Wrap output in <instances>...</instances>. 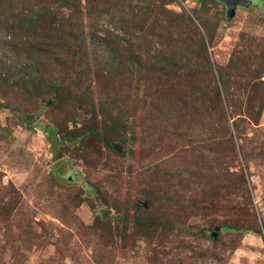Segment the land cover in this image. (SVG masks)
I'll return each instance as SVG.
<instances>
[{
  "label": "rangeland",
  "instance_id": "374dc122",
  "mask_svg": "<svg viewBox=\"0 0 264 264\" xmlns=\"http://www.w3.org/2000/svg\"><path fill=\"white\" fill-rule=\"evenodd\" d=\"M248 1V8L236 7L226 20L225 5L173 0L165 8L181 19L179 41L169 36L161 18L141 25L138 9L162 0L106 5L108 12L96 21L81 2L75 24L107 39L116 57L131 52L155 58L161 68L174 61L166 74L177 71L181 85L175 89L186 92L179 119L157 122L148 106L126 95L127 80L116 79L110 96L121 97L126 151L132 150L123 162L108 158L94 139H83V158L72 152L80 142L64 141L60 131L82 129L86 114L70 101L56 104L49 96L0 85V104L6 106L0 108V206L6 205L0 209V264H264V155L259 149L264 107L257 125L241 123L231 167L228 133L219 132L213 110L206 108L205 114L197 97L190 96L191 89L198 91L210 81L219 84L221 70L230 73L229 92L238 104L247 101L251 86L264 81V4ZM192 36L193 41L203 39L206 55L191 54ZM89 81L75 84L73 93ZM185 109L188 114L181 117ZM47 127H57V134ZM112 144L120 145L113 150H122V143ZM231 172L243 173V187H236ZM150 189L152 204L145 197ZM139 201L147 202L162 225L174 224V230L123 228L118 215L126 210L133 216ZM223 225L240 230L224 231Z\"/></svg>",
  "mask_w": 264,
  "mask_h": 264
},
{
  "label": "trees",
  "instance_id": "16d2710c",
  "mask_svg": "<svg viewBox=\"0 0 264 264\" xmlns=\"http://www.w3.org/2000/svg\"><path fill=\"white\" fill-rule=\"evenodd\" d=\"M82 1L87 5L95 21L97 17L108 12L106 5L115 7L123 3L121 2L123 0H117L114 4L112 0H0V85L8 91L18 88L19 91L23 90L30 94L49 96L56 104L62 105L70 101L69 105L86 114L82 129L60 131L64 141L74 144L80 142V148H73L72 152H78L79 156L81 153L85 154L82 151L85 146L83 139H94L103 144L110 154L108 158L123 162L127 155H132V150L126 151L128 140L125 139V134L128 127L126 115L122 112L124 106L121 97L117 93L113 97L110 96L115 89L116 79L124 77L122 79L127 80L124 81L128 91L126 95L136 99L137 104L148 106L157 122L179 119L178 108L184 107L186 92L175 89L181 85L179 75H175L177 71L166 74L168 68L175 66L174 61L162 63L163 68H161L157 66L155 58H144L131 52L125 57L123 53L119 55L121 57H116L117 51L110 47L107 39L104 40L92 33L89 35L81 28V24H75L76 18L81 17ZM172 1L162 0L160 5H148L139 8L138 11L144 22L141 25L148 23L151 18L154 21H160L161 18L167 24L169 36L173 35L176 38L173 39L179 41L181 19L178 21V15L165 8V5ZM261 1L264 4V0ZM124 5L129 4L124 2ZM172 22L176 23L169 27ZM150 33H153L151 36H157L154 32ZM193 37L191 54L196 57L199 53L200 56L206 55L203 39L193 41L195 40ZM232 62L231 59L229 63ZM92 67L95 69H93L95 73L93 80H91ZM191 67L194 71L195 67ZM228 67L230 68V65L226 69ZM239 67L240 65L235 64L234 69L238 71ZM258 76L262 77L260 72ZM230 77L228 71L221 70L218 77L220 87L217 82L210 81L198 91L191 89L194 92L190 96L197 97L196 101L205 114H207L206 108L213 110L219 132L228 133L231 152L228 165L234 167L233 162L237 157L234 138L236 136L241 139L240 126L244 120H248L253 125L258 124L264 107V92L260 91L262 87L264 88V81H260L259 86H251L247 92V101L238 104L229 92ZM87 80H90L88 85L74 94L75 84L80 85ZM3 107L6 106L0 104V108ZM164 110L168 112L164 113ZM187 114L188 110L185 109L181 117ZM98 115L101 119H98ZM47 130L55 135L58 131L57 127H47ZM114 141L122 143L120 152L113 150L111 142ZM259 149L264 155V141L261 142ZM52 152L55 160L61 158L54 145ZM243 156L245 160L248 155L246 156L243 151ZM230 176L236 177L235 184L238 189L245 185L242 172L240 174L231 172ZM152 190L150 189L145 195L150 204L154 198ZM5 206H0V209H5ZM152 212L147 206V209L136 210L133 216H130L126 210L118 216L123 228L130 225L147 233L157 228L162 230L174 228V224H170L169 227L162 225L161 219H157ZM117 228L120 229V226ZM221 230L238 231L240 228L223 225Z\"/></svg>",
  "mask_w": 264,
  "mask_h": 264
},
{
  "label": "water",
  "instance_id": "95a60500",
  "mask_svg": "<svg viewBox=\"0 0 264 264\" xmlns=\"http://www.w3.org/2000/svg\"><path fill=\"white\" fill-rule=\"evenodd\" d=\"M220 3H223L226 8H227V20H230L231 17L234 15L236 7L240 6V7H246L248 8V4L249 1L248 0H244V2L242 0H214ZM47 102L43 104V106H47ZM112 148L115 150H119L120 149V145L119 144H112ZM147 207V202H138L137 204L134 205V209L137 210L139 208H146Z\"/></svg>",
  "mask_w": 264,
  "mask_h": 264
}]
</instances>
